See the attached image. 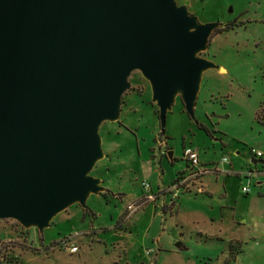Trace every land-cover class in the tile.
<instances>
[{"label":"rangeland","instance_id":"374dc122","mask_svg":"<svg viewBox=\"0 0 264 264\" xmlns=\"http://www.w3.org/2000/svg\"><path fill=\"white\" fill-rule=\"evenodd\" d=\"M176 2L220 24L200 53L218 68L203 73L195 120L177 98L160 136L151 87L132 71L119 120L99 127L105 156L90 174L104 194L69 206L42 233L0 219V264H264V0ZM252 150L262 153L256 163Z\"/></svg>","mask_w":264,"mask_h":264},{"label":"water","instance_id":"95a60500","mask_svg":"<svg viewBox=\"0 0 264 264\" xmlns=\"http://www.w3.org/2000/svg\"><path fill=\"white\" fill-rule=\"evenodd\" d=\"M219 25L176 0H0V219L42 233L103 193L90 174L105 156L99 127L119 120L132 71L160 136L177 98L195 120L203 73L218 68L200 53Z\"/></svg>","mask_w":264,"mask_h":264},{"label":"built area","instance_id":"2783aa9c","mask_svg":"<svg viewBox=\"0 0 264 264\" xmlns=\"http://www.w3.org/2000/svg\"><path fill=\"white\" fill-rule=\"evenodd\" d=\"M251 154L254 157H256V156L261 157L262 156V153L260 151H253L252 150L251 151ZM183 158L189 164V166L191 167V170L193 172H195L194 175L201 173V170H200L201 164L199 162L198 153H197V150L196 149H194L192 146H186V145L183 146ZM224 161H225V159H224ZM141 185H142L143 189L146 192L144 194L145 199L147 201L148 200H150V201L151 200H154V195L151 193L150 185L148 183H144V182H142ZM242 192L244 194H246L248 192V188L247 187H243L242 188ZM128 207H129V209L131 211H135L138 208L137 206H135L133 204L132 205H129ZM65 242L66 241H64V244L66 246V243ZM77 249L78 248H77L76 245L70 246V251H76Z\"/></svg>","mask_w":264,"mask_h":264},{"label":"trees","instance_id":"16d2710c","mask_svg":"<svg viewBox=\"0 0 264 264\" xmlns=\"http://www.w3.org/2000/svg\"><path fill=\"white\" fill-rule=\"evenodd\" d=\"M155 107H156V105H155ZM156 108H157V107H156ZM157 116H158V109H157ZM256 121L262 124V122L260 121V119H258V120H256ZM199 127H200L201 129H203L208 135H210V131H209L205 126L199 124ZM103 194H104V193H103Z\"/></svg>","mask_w":264,"mask_h":264},{"label":"crops","instance_id":"0c3cea01","mask_svg":"<svg viewBox=\"0 0 264 264\" xmlns=\"http://www.w3.org/2000/svg\"><path fill=\"white\" fill-rule=\"evenodd\" d=\"M222 68V67H221ZM223 69V68H222ZM183 111H184V108H183ZM256 157L252 156V159H255ZM188 164V163H187ZM189 165V164H188ZM144 197V196H143Z\"/></svg>","mask_w":264,"mask_h":264}]
</instances>
